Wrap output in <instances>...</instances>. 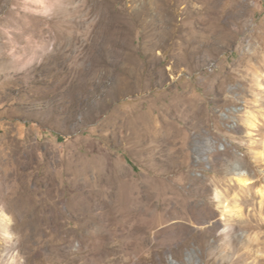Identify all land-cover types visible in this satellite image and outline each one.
I'll use <instances>...</instances> for the list:
<instances>
[{"label": "rangeland", "instance_id": "374dc122", "mask_svg": "<svg viewBox=\"0 0 264 264\" xmlns=\"http://www.w3.org/2000/svg\"><path fill=\"white\" fill-rule=\"evenodd\" d=\"M0 264H264V0H0Z\"/></svg>", "mask_w": 264, "mask_h": 264}, {"label": "bare ground", "instance_id": "6f19581e", "mask_svg": "<svg viewBox=\"0 0 264 264\" xmlns=\"http://www.w3.org/2000/svg\"><path fill=\"white\" fill-rule=\"evenodd\" d=\"M241 182H242L243 184H247V183H248V180L243 179V180H241Z\"/></svg>", "mask_w": 264, "mask_h": 264}]
</instances>
